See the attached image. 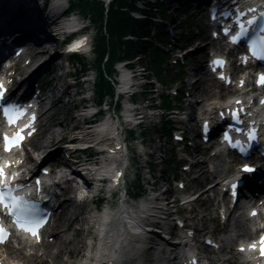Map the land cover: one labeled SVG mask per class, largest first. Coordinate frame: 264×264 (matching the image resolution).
<instances>
[{
	"label": "snow or ice",
	"instance_id": "snow-or-ice-1",
	"mask_svg": "<svg viewBox=\"0 0 264 264\" xmlns=\"http://www.w3.org/2000/svg\"><path fill=\"white\" fill-rule=\"evenodd\" d=\"M250 12H254L255 9H249ZM241 15H246V13H241ZM264 19V12L260 13L259 16H253L251 19L247 20V24H240V31L238 34L232 36L233 42H239L242 37L247 35L246 27L247 25H256L260 20ZM226 33L231 31L230 29H225ZM261 35L256 36L250 42V51L254 57H258L264 60V26L259 29ZM86 41H81L79 43H84ZM77 45V46H78ZM215 63H222L221 61H216ZM260 83L264 85V74L261 75ZM6 91L3 82H0V101L4 99V92ZM19 114V109L16 106L9 105L4 108V114L9 118L10 122H13V114ZM237 115L238 114H234ZM23 129L16 133L14 137L4 136L5 140V150L10 151L13 146L18 145L23 139ZM255 130L253 129L249 132V138L255 139ZM31 134V133H29ZM231 142V137L226 136ZM239 144V142H237ZM237 146V145H234ZM241 151H244L241 147ZM245 171H252L251 168L246 167ZM12 179H15V174ZM39 183V182H38ZM235 187V186H233ZM18 189L14 187L8 179L7 173L4 166H0V205L8 210V213L15 218V222L24 230L31 232L32 235H38V228L42 225L43 220L38 218L37 210L35 205L28 200L26 196L17 195ZM255 215V213H253ZM9 235L7 229L3 227L2 222H0V243H4ZM261 254L264 255V237L261 238ZM252 247H255L253 245Z\"/></svg>",
	"mask_w": 264,
	"mask_h": 264
},
{
	"label": "bare ground",
	"instance_id": "bare-ground-1",
	"mask_svg": "<svg viewBox=\"0 0 264 264\" xmlns=\"http://www.w3.org/2000/svg\"><path fill=\"white\" fill-rule=\"evenodd\" d=\"M204 49H198L197 51L199 53H203ZM44 55V53H40V54H35L36 59L42 57ZM44 57V56H43ZM125 77V76H124ZM124 83L126 84H130V81L128 79H124L122 77ZM56 102H60V99H58ZM58 107V104H55V108ZM52 121V120H51ZM107 124L109 126H112L110 124V122H107ZM104 137V135H102L100 138ZM55 138V137H54ZM97 139V138H96ZM89 139H87L88 141ZM96 142V140H91ZM51 144L54 145V139L51 140ZM46 148L45 146H42V149ZM32 158H30L31 160ZM106 160L102 166H101V173L106 174L108 173V171H110L112 169V165L113 163H118V160H113L109 161ZM190 197V196H188ZM71 202V201H70ZM69 203V202H68ZM72 203V202H71ZM72 207L74 208V210L70 211L68 213V216H71L72 218H74V222L75 223H79L80 222V215L79 211L81 209H83V205H78V204H74L72 203ZM72 209V208H71ZM91 218H94V213L90 215ZM71 231H73L76 234L78 233L76 229H74L73 227H70ZM144 231H145V227L144 226H135V227H131L128 231L124 232L120 237V239L117 241V243H113L115 248L113 247L112 250L109 249H99L98 251V255L100 256H106L109 255V253H111V255L114 256L115 252V256L118 254L119 256L122 257V260L124 259H128L130 258L132 263L131 264H145L146 261L149 260L148 255L143 251L146 241L144 239ZM56 241L58 244H62V243H66L69 245L68 248H64L63 246L61 248H58L56 253L51 252L50 250H47L44 253V258H42L39 261H36V257L38 256V254H34V255H28L26 254L23 250H16L15 249V245H9L4 251L2 250V252L7 253L9 252H16V254L20 259V262L22 264H42L44 263V261H47V258H51V262H54V264H72L73 262H71L70 260H68V258H64L63 255L66 254L68 257H71L72 254H76L77 253V248L80 246L78 252L80 251V249L84 246V239L82 238L80 241H75V238H68L63 234V231H60L56 234ZM57 247V246H55ZM115 249L117 251H115ZM37 253V252H36ZM79 254V253H78ZM4 255V253L2 254ZM61 259L60 261H57ZM83 264H92L91 261L87 260L86 262H84Z\"/></svg>",
	"mask_w": 264,
	"mask_h": 264
},
{
	"label": "trees",
	"instance_id": "trees-1",
	"mask_svg": "<svg viewBox=\"0 0 264 264\" xmlns=\"http://www.w3.org/2000/svg\"><path fill=\"white\" fill-rule=\"evenodd\" d=\"M85 1V0H83ZM126 0H114L110 6V10L107 14L108 18V29H109V38L106 35H101V37L97 40V52H99V64H102L103 58L105 55L110 52L111 56L116 53V46L119 48L121 53H125L126 56H130L132 53V49H134L133 44L129 43L126 48L123 47L121 37L122 35L129 29H133L135 27L136 22L132 19L129 12H126L124 8H126ZM92 10L97 15V17L102 20L106 17L105 8L98 2L94 1L92 3ZM185 39H188L185 36ZM116 55V54H115ZM161 57V54L156 55V59ZM153 60V65L155 71L158 75H160V66L159 61Z\"/></svg>",
	"mask_w": 264,
	"mask_h": 264
},
{
	"label": "rangeland",
	"instance_id": "rangeland-1",
	"mask_svg": "<svg viewBox=\"0 0 264 264\" xmlns=\"http://www.w3.org/2000/svg\"><path fill=\"white\" fill-rule=\"evenodd\" d=\"M194 30H196L197 29V27H196V25L195 24H193V27H192ZM58 104V107L57 108H53V112L56 114V116H55V119H54V122L55 123H60V122H63V117H64V113H65V107H64V104L63 103H61V102H58L57 103ZM63 129H64V127H63V125H58L57 127H56V130H55V132H58V133H60V131H63ZM44 142V141H43ZM45 142L46 143H48L49 142V135H47L46 137H45ZM52 149H53V147H52ZM220 175H222V173L220 174ZM83 212V210L81 211H79V214H81ZM83 214V213H82ZM81 214V215H82ZM62 226V227H61ZM61 226H59V228H60V230L61 231H63V234L66 236V237H68V238H75V241H80L82 238H81V236H80V234H76V236H75V233L73 232V231H71V229H70V224H67V222L66 221H62L61 222ZM58 228V229H59ZM58 229H57V231H58ZM57 245V244H56ZM57 246H59V247H61V245H57ZM62 246L64 247V248H68L69 247V245L68 244H66V243H63L62 244ZM71 247V246H70ZM69 247V248H70ZM79 248H80V246L77 248V252H78V250H79ZM58 247H55V246H51L50 247V251L51 252H53V253H56L58 250ZM13 254V253H12ZM63 257L64 258H68V260L70 259L71 260V262H73V264H76V260H75V256L72 254V256L71 257H68L66 254H64L63 255ZM51 258H47V261H44V263H42V264H50V260ZM61 259H59V260H57V261H60Z\"/></svg>",
	"mask_w": 264,
	"mask_h": 264
}]
</instances>
